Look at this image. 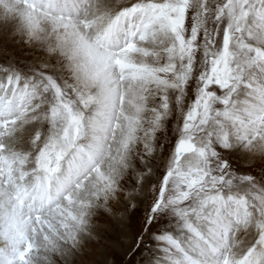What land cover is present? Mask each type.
<instances>
[{
	"label": "snow or ice",
	"instance_id": "obj_1",
	"mask_svg": "<svg viewBox=\"0 0 264 264\" xmlns=\"http://www.w3.org/2000/svg\"><path fill=\"white\" fill-rule=\"evenodd\" d=\"M0 249L264 264V0H0Z\"/></svg>",
	"mask_w": 264,
	"mask_h": 264
},
{
	"label": "bare ground",
	"instance_id": "obj_2",
	"mask_svg": "<svg viewBox=\"0 0 264 264\" xmlns=\"http://www.w3.org/2000/svg\"><path fill=\"white\" fill-rule=\"evenodd\" d=\"M4 254H5L4 251L2 249H0V257H2V256L4 257L5 256ZM0 260H1V258H0Z\"/></svg>",
	"mask_w": 264,
	"mask_h": 264
},
{
	"label": "rangeland",
	"instance_id": "obj_3",
	"mask_svg": "<svg viewBox=\"0 0 264 264\" xmlns=\"http://www.w3.org/2000/svg\"><path fill=\"white\" fill-rule=\"evenodd\" d=\"M141 215H143V210L141 211ZM4 255H5V254H4ZM2 257H3V256H2ZM2 257H0V258H1V260L4 258V257H3V258H2Z\"/></svg>",
	"mask_w": 264,
	"mask_h": 264
}]
</instances>
